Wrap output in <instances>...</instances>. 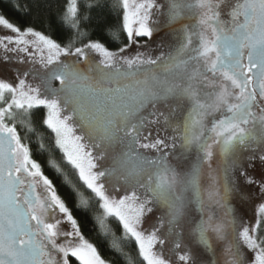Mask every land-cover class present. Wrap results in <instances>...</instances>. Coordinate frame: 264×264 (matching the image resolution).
<instances>
[{"label":"snow or ice","instance_id":"obj_1","mask_svg":"<svg viewBox=\"0 0 264 264\" xmlns=\"http://www.w3.org/2000/svg\"><path fill=\"white\" fill-rule=\"evenodd\" d=\"M64 4L63 39L48 0L0 13V59L28 65L0 78V264H115L101 237L128 264L127 241L146 264H264V0ZM255 198L246 221L232 202Z\"/></svg>","mask_w":264,"mask_h":264},{"label":"trees","instance_id":"obj_2","mask_svg":"<svg viewBox=\"0 0 264 264\" xmlns=\"http://www.w3.org/2000/svg\"><path fill=\"white\" fill-rule=\"evenodd\" d=\"M48 3L51 5V7L43 10L44 16L47 20V25H46L47 30L54 37H57L58 39H63L66 33L60 27V24H61L60 13L63 10H66L64 0H48ZM103 11L105 15L109 16V18H112V14L108 9H104ZM0 13L4 14L6 18H8L10 21L16 24H19V25H23L26 22H28V18L18 13L16 8L13 7V0H0ZM117 43L118 42H114L113 44L110 45V47L115 49L117 46ZM41 115H42V112H41ZM41 115H38L35 118L36 120L35 125L37 126L38 131L35 134L28 133V136L31 137L30 142L34 146L42 142H48L49 140L48 133L40 125ZM37 158L38 160H40V162L43 163L47 159V156L45 154H40L38 155ZM46 174L52 177L54 179V182L57 183L58 186L62 187V183L59 180L60 178L59 176L54 175L53 173H51V171H48L47 169H46ZM63 190L67 191L66 188H64ZM93 216H94V213H93ZM93 222H94V219L89 218L88 225L90 226ZM83 230L85 234L87 235L88 226H85ZM114 231H117V235H122L120 231L116 229H114ZM101 238L106 240V245L101 246L100 248L102 255L114 261L115 264H128V260L126 258L120 256L118 253L115 252V250H111V239L110 238H106V237H101ZM218 246L219 245H217V247ZM125 251L128 252V256L131 258L132 264H146V262L143 261V258L139 256L138 249L133 241H127L125 243ZM72 264H77L74 258L72 259Z\"/></svg>","mask_w":264,"mask_h":264},{"label":"rangeland","instance_id":"obj_3","mask_svg":"<svg viewBox=\"0 0 264 264\" xmlns=\"http://www.w3.org/2000/svg\"><path fill=\"white\" fill-rule=\"evenodd\" d=\"M161 24H160V31L157 32L154 35V38L152 41L149 42V45L152 49V52L149 54H155V52L158 50L159 45L166 44L172 41V33L171 31H161L162 28H165L163 25V22L165 20V17L161 16L159 17ZM0 34H11L8 32V30L3 29L2 26H0ZM141 51H144V49H141ZM0 52H2V49H0ZM129 52H132V49H129ZM28 65L25 64H17L14 61L5 63L2 59H0V78H6L8 80H14V69H25ZM19 127V126H18ZM22 130V129H20ZM191 162H194V156L189 154V157L187 160L181 161L178 167H187L190 165ZM257 200V203H248L244 202L242 203L239 199L233 200V206L236 207L239 210V213L241 216L244 217V219L247 221L249 217H252L255 209L258 207L259 198H255ZM158 214V213H157ZM151 219V218H148ZM219 249V251H218ZM222 246L217 247V253L221 254L222 252ZM249 258H251V253L248 254Z\"/></svg>","mask_w":264,"mask_h":264},{"label":"flooded vegetation","instance_id":"obj_4","mask_svg":"<svg viewBox=\"0 0 264 264\" xmlns=\"http://www.w3.org/2000/svg\"><path fill=\"white\" fill-rule=\"evenodd\" d=\"M191 23H195V20H192ZM161 31H170V29H168V28H162ZM35 126H36V125H35ZM36 127H37V126H36ZM21 129H22V128H21ZM21 131L24 132V129H22ZM51 173H53V172L51 171ZM53 174H54V173H53ZM59 180L61 181L60 178H59ZM61 183H62V181H61Z\"/></svg>","mask_w":264,"mask_h":264}]
</instances>
